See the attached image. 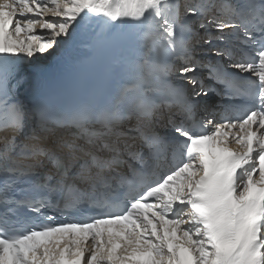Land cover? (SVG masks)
I'll return each instance as SVG.
<instances>
[{
    "label": "snow or ice",
    "instance_id": "1",
    "mask_svg": "<svg viewBox=\"0 0 264 264\" xmlns=\"http://www.w3.org/2000/svg\"><path fill=\"white\" fill-rule=\"evenodd\" d=\"M0 264H264V0H0Z\"/></svg>",
    "mask_w": 264,
    "mask_h": 264
},
{
    "label": "bare ground",
    "instance_id": "2",
    "mask_svg": "<svg viewBox=\"0 0 264 264\" xmlns=\"http://www.w3.org/2000/svg\"><path fill=\"white\" fill-rule=\"evenodd\" d=\"M65 46H66V43L65 42H63V40H62V43H61V46L59 47V48H57L51 55H47V56H49V59L50 60H52V62H53V64L51 65V66H56V68H57V70H58V67H59V65L61 64V62H62V60L66 57V53L68 52V51H66L65 50ZM72 49V48H71ZM200 49V48H199ZM198 53H200V54H204V53H206L205 52V50L203 49V51H201V49L200 50H198ZM23 60L25 59V57L24 58H22ZM46 60L47 59H45V60H43V58L40 60L39 58H38V55H36V56H34L31 60H29V63L26 61V64H38V65H41V67H45V69L43 68V69H40V70H42L44 73H46V74H48V75H50V76H55L56 74H57V70H54V71H52V72H50V71H47L48 69H46ZM49 60V61H50ZM45 63V64H44ZM50 63V62H49ZM44 65V66H43ZM51 66H50V70H52L51 69ZM55 68V67H54ZM31 69H32V74H34V71L36 70V69H39V68H35V67H31ZM99 79V76L97 75V74H89V75H84V76H82L78 81H76L77 82V84H79V85H82V86H84L85 84H89L90 82H94V81H97ZM202 103H206V105H207V107H208V109L209 110H211V112L212 113H216L217 114V117L219 116V109L221 108V106H218L217 105V103L215 102V101H211V100H209V101H207V102H202Z\"/></svg>",
    "mask_w": 264,
    "mask_h": 264
},
{
    "label": "rangeland",
    "instance_id": "3",
    "mask_svg": "<svg viewBox=\"0 0 264 264\" xmlns=\"http://www.w3.org/2000/svg\"><path fill=\"white\" fill-rule=\"evenodd\" d=\"M49 19H51V17H49ZM38 58H39L40 60H41L42 58H43V60L47 59L46 62H45V63L47 64V65H46V69H48L47 71L52 72V71H54V70H57L56 66H51V65L53 64V62H52V60L49 59V56H47V55H46V56H40V55H38ZM25 59L28 60V58H26V57H25ZM49 60H50V61H49ZM49 62H50V63H49ZM45 63H44V64H45ZM33 65H38V64H32L31 67H33ZM43 66H44V65H43ZM50 66H51V69H52V70H50ZM54 67H55V68H54ZM43 68L45 69V67H43Z\"/></svg>",
    "mask_w": 264,
    "mask_h": 264
}]
</instances>
